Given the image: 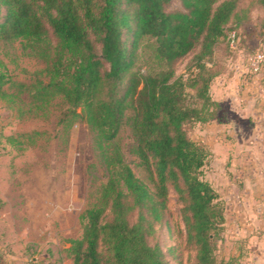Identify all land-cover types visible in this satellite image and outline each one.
Instances as JSON below:
<instances>
[{
    "label": "trees",
    "instance_id": "16d2710c",
    "mask_svg": "<svg viewBox=\"0 0 264 264\" xmlns=\"http://www.w3.org/2000/svg\"><path fill=\"white\" fill-rule=\"evenodd\" d=\"M174 1L0 0V49L23 41L46 63V81L21 86L31 104L61 97L60 122L80 119L101 148H112L98 201L80 216L83 236L68 240L73 264H170L158 234L171 193L182 204L189 264H236L217 258L226 218L204 177L208 151L187 127L214 118L210 88L219 73L210 62L230 26L245 25L264 0H179L170 10ZM143 52L154 67L135 70ZM6 84L0 72V96ZM126 125L152 188L118 144Z\"/></svg>",
    "mask_w": 264,
    "mask_h": 264
},
{
    "label": "rangeland",
    "instance_id": "374dc122",
    "mask_svg": "<svg viewBox=\"0 0 264 264\" xmlns=\"http://www.w3.org/2000/svg\"><path fill=\"white\" fill-rule=\"evenodd\" d=\"M179 7L175 0L170 10ZM234 28L210 62L219 73L210 88L215 105L209 111L215 116L187 132L208 151L204 177L218 193L226 218L218 260L257 264L264 260V62L255 72L250 60L264 55V8ZM192 58L178 63L177 75L186 73ZM152 66L143 52L135 70ZM45 69L23 41L0 49V72L7 81V96H0V264H73L68 240L82 238L80 216L97 203L106 182L105 155L112 148H101L80 119L62 124L61 97L34 105L21 87L46 81ZM132 143L126 125L118 144L136 176L152 188L131 153ZM181 207L171 193L167 224L158 234L170 264H189L194 256L185 244Z\"/></svg>",
    "mask_w": 264,
    "mask_h": 264
},
{
    "label": "built area",
    "instance_id": "2783aa9c",
    "mask_svg": "<svg viewBox=\"0 0 264 264\" xmlns=\"http://www.w3.org/2000/svg\"><path fill=\"white\" fill-rule=\"evenodd\" d=\"M232 39L233 40L235 39V34L232 36ZM263 62H264V55L261 53H257L251 58L250 65L255 72H258Z\"/></svg>",
    "mask_w": 264,
    "mask_h": 264
},
{
    "label": "crops",
    "instance_id": "0c3cea01",
    "mask_svg": "<svg viewBox=\"0 0 264 264\" xmlns=\"http://www.w3.org/2000/svg\"><path fill=\"white\" fill-rule=\"evenodd\" d=\"M257 264H264V260L261 259V260L259 261V263H257Z\"/></svg>",
    "mask_w": 264,
    "mask_h": 264
}]
</instances>
